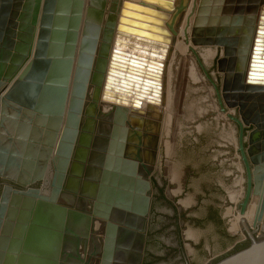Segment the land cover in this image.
<instances>
[{
    "label": "water",
    "instance_id": "95a60500",
    "mask_svg": "<svg viewBox=\"0 0 264 264\" xmlns=\"http://www.w3.org/2000/svg\"><path fill=\"white\" fill-rule=\"evenodd\" d=\"M205 5L0 0V264H142L162 151L187 211L207 182L236 187L231 244L221 221L185 217L182 259L152 243L157 262L264 264V0L208 7L202 34ZM192 40L222 49L221 87Z\"/></svg>",
    "mask_w": 264,
    "mask_h": 264
},
{
    "label": "flooded vegetation",
    "instance_id": "af4514ba",
    "mask_svg": "<svg viewBox=\"0 0 264 264\" xmlns=\"http://www.w3.org/2000/svg\"><path fill=\"white\" fill-rule=\"evenodd\" d=\"M164 150V149H163ZM242 161V159L240 158ZM165 159V153L162 151L161 156L157 162L153 174L150 176V212L147 221V233H146V243L144 248V256L142 264H159L157 261L161 258L160 255L154 253L149 249L150 244L157 243L165 250V255L178 253L182 259V250L185 249L182 247V218H188L189 220L198 219L197 222L201 223V220L210 219L216 227L218 226L219 221L224 225L222 228V234L225 237L227 244H231L233 240V230H231L233 215L228 213V209H234L235 204L231 203L229 192L235 190L236 184L232 183V186H229L225 182L214 181L212 184L209 182L206 183L208 188V198L205 202L200 203L199 206L195 208H190L187 211V207L182 205V178L176 173L175 166H173V171L167 169ZM244 166V164H243ZM178 176L179 181L173 182L172 178L175 175ZM224 176H229L230 174L225 173ZM244 181V194L246 191V182L247 175L244 167L242 173ZM239 176H237L238 178ZM226 180V178H224ZM228 180V179H227ZM4 186V182L0 179V195ZM175 192V193H173ZM225 210L224 217L214 216L216 213ZM184 210V211H183ZM201 214V218L197 216ZM124 218L128 220V215L125 214L122 210H118L116 217ZM204 216L206 219H202ZM224 218L225 223H224ZM165 220V224H164ZM166 226L170 229L171 232L178 234L177 245L168 244L161 235L163 227ZM241 230L245 235V241H249L247 234L241 226ZM244 241V242H245ZM233 250L228 248L226 253H230ZM223 254L220 258L224 257ZM218 259H213V262L218 261Z\"/></svg>",
    "mask_w": 264,
    "mask_h": 264
},
{
    "label": "bare ground",
    "instance_id": "6f19581e",
    "mask_svg": "<svg viewBox=\"0 0 264 264\" xmlns=\"http://www.w3.org/2000/svg\"><path fill=\"white\" fill-rule=\"evenodd\" d=\"M246 1H248V0H246ZM242 2H243V0H218V1H216V0H208V4H210V5L209 6H206L205 5L204 10H203V12L201 13L200 16H198V9H199V6H198V8H197V10H196V12L194 14V23H193V26L195 25L196 18L197 17L201 18V20L204 21V23H202L203 25L200 23L202 26L199 28V31L202 32V34H205V32L207 31L206 29L209 28L210 21L214 18V14H213L212 10L209 9L210 6H211V8L212 7H215L217 9H220V14L221 15H224L225 12L227 11V9H229L230 7L233 8V9H235V10H240L241 8L238 7V4H240ZM261 11L262 10L259 9L256 12L257 20L254 23L255 25H257L258 22L260 21L259 20V17L261 15ZM244 12H246V11L244 10ZM255 25H254V27H255ZM242 27H243L242 29H244L245 26L242 25ZM193 29H194V27H193ZM242 31H243V34H244V37L245 38L251 37L249 35L248 31H244V30H242ZM79 32H80V30H79ZM241 37H242V33L240 34V38ZM243 49H245V51H247L248 50V46L247 47L246 46L245 47L243 46ZM205 56L207 57V59H209V58L211 59L212 56H213V52H211L210 50H208L206 52ZM245 57H247V56L244 55L243 56V59H246ZM243 70L244 69H241V72H243Z\"/></svg>",
    "mask_w": 264,
    "mask_h": 264
},
{
    "label": "rangeland",
    "instance_id": "374dc122",
    "mask_svg": "<svg viewBox=\"0 0 264 264\" xmlns=\"http://www.w3.org/2000/svg\"><path fill=\"white\" fill-rule=\"evenodd\" d=\"M191 47H192L193 53L198 54V55H200L202 57H205V58H207L205 56V54H206V52L208 50L213 52V56L214 57L212 56V58L211 59L209 58V60H212L214 62V64H215L216 68H217L218 86L221 87L222 86V82H223V73L219 72V68H220L219 60H220V57L223 56L222 51H221L222 49L215 48V47H207V46H196V45L193 44V41H192Z\"/></svg>",
    "mask_w": 264,
    "mask_h": 264
}]
</instances>
